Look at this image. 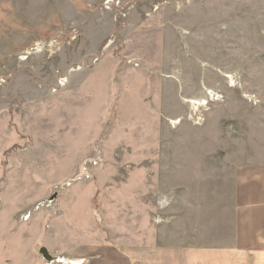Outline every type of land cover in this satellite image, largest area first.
<instances>
[{"label":"rangeland","instance_id":"374dc122","mask_svg":"<svg viewBox=\"0 0 264 264\" xmlns=\"http://www.w3.org/2000/svg\"><path fill=\"white\" fill-rule=\"evenodd\" d=\"M247 164L264 0H0V264L223 245Z\"/></svg>","mask_w":264,"mask_h":264},{"label":"crops","instance_id":"0c3cea01","mask_svg":"<svg viewBox=\"0 0 264 264\" xmlns=\"http://www.w3.org/2000/svg\"><path fill=\"white\" fill-rule=\"evenodd\" d=\"M233 173V223L223 245L188 246L181 248L182 253L175 249L145 251L141 256L137 253L125 255L115 249V254L124 256L127 264H149L156 255L158 264H264V166L247 164Z\"/></svg>","mask_w":264,"mask_h":264},{"label":"water","instance_id":"95a60500","mask_svg":"<svg viewBox=\"0 0 264 264\" xmlns=\"http://www.w3.org/2000/svg\"><path fill=\"white\" fill-rule=\"evenodd\" d=\"M40 254L46 259V260H51L52 257L49 255L48 251L46 249H41Z\"/></svg>","mask_w":264,"mask_h":264},{"label":"built area","instance_id":"2783aa9c","mask_svg":"<svg viewBox=\"0 0 264 264\" xmlns=\"http://www.w3.org/2000/svg\"><path fill=\"white\" fill-rule=\"evenodd\" d=\"M81 171H83V169H81ZM55 196H57V194H54V197H55ZM50 261H52V259H51Z\"/></svg>","mask_w":264,"mask_h":264}]
</instances>
